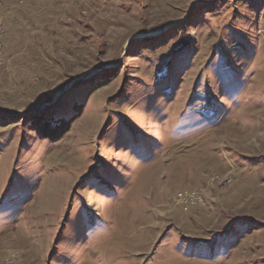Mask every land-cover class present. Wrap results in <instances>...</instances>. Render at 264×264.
Instances as JSON below:
<instances>
[{
	"label": "rangeland",
	"instance_id": "rangeland-1",
	"mask_svg": "<svg viewBox=\"0 0 264 264\" xmlns=\"http://www.w3.org/2000/svg\"><path fill=\"white\" fill-rule=\"evenodd\" d=\"M0 21V264H264V0Z\"/></svg>",
	"mask_w": 264,
	"mask_h": 264
},
{
	"label": "built area",
	"instance_id": "built-area-1",
	"mask_svg": "<svg viewBox=\"0 0 264 264\" xmlns=\"http://www.w3.org/2000/svg\"><path fill=\"white\" fill-rule=\"evenodd\" d=\"M4 38H5V29H4V25L0 21V66L2 64V59H3L2 51L5 42ZM0 87H1V82H0ZM202 200L203 198L199 191L197 192V191L183 190L182 192L177 193L175 196L176 204L185 211L197 207L198 204L202 202Z\"/></svg>",
	"mask_w": 264,
	"mask_h": 264
}]
</instances>
